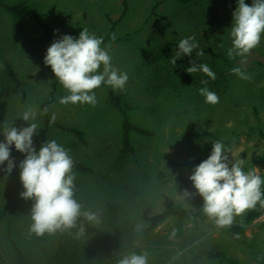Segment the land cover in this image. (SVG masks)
<instances>
[{
    "label": "rangeland",
    "instance_id": "1",
    "mask_svg": "<svg viewBox=\"0 0 264 264\" xmlns=\"http://www.w3.org/2000/svg\"><path fill=\"white\" fill-rule=\"evenodd\" d=\"M127 6L126 15L121 18ZM5 5H23L43 19L40 26L30 19H17L0 7V123L26 126L20 119L29 108L36 112L38 131L69 149L74 163L73 197L81 211L96 214L103 238L91 241L77 229L37 236L30 231L31 206L22 198L19 168L0 171V264H20L12 242L22 251L26 264H117L128 253L147 254V264H258L264 254V215L245 225V210L232 225H245V237L232 239L230 227L217 228L204 214L198 229L191 220L168 218L148 232L147 218L162 210L165 198L195 209L202 198L184 195L176 177L187 178L193 165L207 157L211 141L223 139L234 158L246 168L257 167L264 176V34L248 54L229 59L228 35L236 0H2ZM158 7L152 14L153 6ZM251 4V0H245ZM114 22H117L114 24ZM87 27L103 36L112 63L128 74L123 90L103 84L95 89L97 103L60 104L67 94L43 63L53 30L77 36ZM112 34L116 35L111 40ZM193 36L204 54L202 61L214 64L223 76L208 88L219 97L216 104L198 94L200 79L164 60L146 65L141 50L176 49L181 38ZM198 49L193 50L196 54ZM9 63L18 76L13 83L5 75ZM240 66L250 79H240L230 69ZM121 96L131 121L152 131V137L131 134L133 155H122V118L107 104L108 91ZM51 101L46 112L41 105ZM55 114V120L50 122ZM48 120V124L45 121ZM77 129L85 143L63 130ZM196 131L208 136L194 137ZM0 139H3L0 137ZM38 148L39 135L33 136ZM18 163L23 155L13 147ZM2 167V166H0ZM195 193V190L191 191ZM221 254L208 260L203 251Z\"/></svg>",
    "mask_w": 264,
    "mask_h": 264
},
{
    "label": "clouds",
    "instance_id": "2",
    "mask_svg": "<svg viewBox=\"0 0 264 264\" xmlns=\"http://www.w3.org/2000/svg\"><path fill=\"white\" fill-rule=\"evenodd\" d=\"M264 34V0H236L232 12L229 38L231 46L226 55L242 57L254 49ZM111 40L116 39L112 34ZM104 37L90 33L87 27L77 36L59 34L53 30V39L47 47L43 63L50 66L51 72L64 90L59 97L60 104L81 105L97 103L95 89L102 84L113 91L123 90L128 74L112 63L109 46L103 44ZM194 49L197 56L204 54L193 36L181 38L176 44L175 54L170 62L176 65L178 59L190 57ZM189 74L204 73L210 80L216 74L205 63L190 62L184 69ZM240 79L250 76L240 66L230 69ZM197 89L208 104H216L219 97L208 88V80H201ZM55 114L50 122L55 120ZM20 119L26 126L0 123V171L10 174L14 167L19 168V180L23 191L19 195L34 202L31 206L30 231L37 236L56 231H66L76 227L77 218L83 216L88 221H98L95 213L81 211V205L73 197L75 173L73 158L69 149L55 139L44 140L37 148L33 136L39 135L35 110L29 108ZM23 155L17 163L10 153L12 149ZM257 167L246 168L242 158H234L223 139L211 141V149L206 158L193 165L188 179L195 193L184 190V195L192 198L198 194L202 198L203 212L213 220L217 228H227L234 218L257 203L264 206V176ZM84 232L80 225L77 235ZM117 264H147V254L135 252L122 256Z\"/></svg>",
    "mask_w": 264,
    "mask_h": 264
},
{
    "label": "trees",
    "instance_id": "3",
    "mask_svg": "<svg viewBox=\"0 0 264 264\" xmlns=\"http://www.w3.org/2000/svg\"><path fill=\"white\" fill-rule=\"evenodd\" d=\"M180 3L186 4L189 3L190 0H177ZM124 10L121 14V18H123L126 13H127V6L126 3L124 2L123 4ZM0 7L4 8L10 15L17 19H30L38 23L40 26H43L44 21L43 19L36 13L35 10L26 8L23 5H5L2 3V0H0ZM158 7V3H156L153 8H152V14H154L155 9ZM117 22H114V24ZM48 39L52 41V37L48 36ZM175 54V49H165V48H160L155 51H148V50H141V56L146 65H150L157 60H164L168 63L170 62V57ZM190 62H195L197 64L199 63H205L209 65V67L215 72L216 78L215 80H210L204 73L202 72H195L192 73V75L197 76L200 80H208V83H217L220 81V78L223 76L222 72L219 70L217 66H215L212 63L209 62H204L202 61L196 54L191 53L190 57H183L182 59H178L176 61V65L180 70L184 71L186 69ZM172 64V63H171ZM187 73L186 71H184ZM5 75L7 76V79L12 81L13 83H18L19 79L15 71L13 70L12 66L7 63L6 64V71ZM107 104L114 108L117 112L120 113L121 118H122V123H121V130H122V138H121V149L120 153L122 155L128 156V155H133L135 152V148L133 146L132 140H131V134H136L141 137H152L153 133L152 131L148 130L145 127L139 126L134 124L131 121V118L129 117L127 113L126 106L121 98V96L115 94L113 91H108L107 95ZM51 105V101L45 102L41 105V110L43 112H46ZM45 124H48V120L45 121ZM64 131L71 133L76 136V138L79 140L81 143H85L84 141V134L77 130V129H66L63 128ZM194 137H203V136H208L209 133L206 131H196L192 134ZM259 137L264 141V130H260L258 132ZM39 137L41 143L46 139V128L42 129L39 132ZM201 160L197 161V164ZM73 168L79 172L86 173V172H91V169L79 164V163H74L73 162ZM175 182L177 184L182 185L183 189H187L190 192L195 190L192 187L191 181L187 178L183 177H176ZM202 203L195 209H188L180 204H177L174 200L170 198H165L162 202V210L159 213H156L152 216H149L147 218V221L149 223L148 226V232L152 231L156 227H158L161 223L166 221L168 218H174L178 221H184V220H191L194 222V227L198 229V223L197 221L205 214L202 210ZM262 215H264V206H261L259 203L252 208L249 209L244 217V224L248 225L253 223L255 220L259 219ZM83 224L84 226V232L82 233L83 236H85L87 239L91 241H97L103 238L102 232L93 224L88 222L83 216H80L77 218L76 221V229L78 230L80 225ZM245 225H232L230 227V237L232 239H242L245 237ZM61 237L63 235V231H56ZM12 246L14 251L16 252L17 255V261L20 264H26L24 257L22 255V251L12 242ZM203 255L205 256L206 259L208 260H215L221 257V254L218 252H214L212 250H205L203 251ZM258 264H264V254L260 256L259 258V263Z\"/></svg>",
    "mask_w": 264,
    "mask_h": 264
}]
</instances>
